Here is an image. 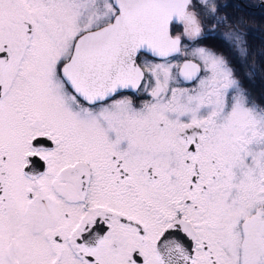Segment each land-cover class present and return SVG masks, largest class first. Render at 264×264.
Segmentation results:
<instances>
[{"label": "snow or ice", "instance_id": "snow-or-ice-1", "mask_svg": "<svg viewBox=\"0 0 264 264\" xmlns=\"http://www.w3.org/2000/svg\"><path fill=\"white\" fill-rule=\"evenodd\" d=\"M226 7L0 0V264H264V70Z\"/></svg>", "mask_w": 264, "mask_h": 264}, {"label": "trees", "instance_id": "trees-1", "mask_svg": "<svg viewBox=\"0 0 264 264\" xmlns=\"http://www.w3.org/2000/svg\"><path fill=\"white\" fill-rule=\"evenodd\" d=\"M260 9L264 11V7H260ZM228 15L230 17L241 15L247 19L248 25L246 26V31L248 32V40L253 50L257 53L255 56V60L256 62L258 61L257 63L259 68L264 70V57L260 56L259 54L261 51H264V22L262 21L264 20V15L262 16L263 18H261L260 15H259L260 17H258V14L256 13L255 9L250 10L248 8L242 9V11H238V10L232 11V7L230 5H229ZM258 18L259 20H257ZM256 20L258 21V27ZM259 28L261 29V31H257L260 30ZM226 55H229V53H227ZM261 75H264V71L261 72ZM241 78L243 79V73H241ZM256 79L262 80L264 82V79H261L260 76H257ZM256 79L254 80V82L256 81ZM243 82L255 97H260V99L263 101V96L261 94V91L258 94L256 92V90L258 89L260 90L261 87L260 88L259 86L257 87L256 85H254L253 81H248L246 79H244ZM263 89H264V85H263Z\"/></svg>", "mask_w": 264, "mask_h": 264}, {"label": "flooded vegetation", "instance_id": "flooded-vegetation-1", "mask_svg": "<svg viewBox=\"0 0 264 264\" xmlns=\"http://www.w3.org/2000/svg\"><path fill=\"white\" fill-rule=\"evenodd\" d=\"M221 2L227 4V7L226 8L221 9L222 14H226V15L229 14V5H230L232 7V11H235V10L242 11V9H245V8L246 9L247 8L248 9H252V10L255 9L256 13L258 14V17L261 16V18H263L262 16L264 15V11H262L260 9V7L247 6L248 4L259 3V0H247V3H245L244 0H221ZM236 5H238V8H237ZM257 27H258V21H257ZM257 31H261V29L260 30H257ZM202 44L205 45V46L211 47V48H215L218 51H223L225 54L228 53L227 48L223 45L222 41H220L218 38H209V39H206V40L202 41ZM254 85H256L257 87L259 86V88L261 87V89L260 90L259 89L256 90V92L258 94L261 91V94L263 96V101H264V89H263L264 82L262 80L256 79V81L254 82ZM256 98H257L258 101H262L260 99V97H256Z\"/></svg>", "mask_w": 264, "mask_h": 264}, {"label": "rangeland", "instance_id": "rangeland-1", "mask_svg": "<svg viewBox=\"0 0 264 264\" xmlns=\"http://www.w3.org/2000/svg\"><path fill=\"white\" fill-rule=\"evenodd\" d=\"M260 3V2H259ZM250 10H252V9H250ZM257 20H259V18L257 19ZM263 22H264V20H262Z\"/></svg>", "mask_w": 264, "mask_h": 264}, {"label": "bare ground", "instance_id": "bare-ground-1", "mask_svg": "<svg viewBox=\"0 0 264 264\" xmlns=\"http://www.w3.org/2000/svg\"><path fill=\"white\" fill-rule=\"evenodd\" d=\"M259 2H260V0H259Z\"/></svg>", "mask_w": 264, "mask_h": 264}]
</instances>
